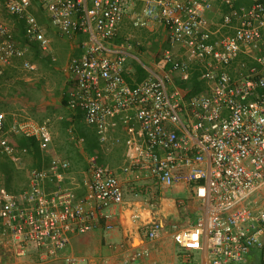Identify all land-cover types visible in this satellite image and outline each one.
<instances>
[{
    "label": "built area",
    "instance_id": "obj_1",
    "mask_svg": "<svg viewBox=\"0 0 264 264\" xmlns=\"http://www.w3.org/2000/svg\"><path fill=\"white\" fill-rule=\"evenodd\" d=\"M36 1L62 35L86 34L83 54L64 69L72 81L67 104L82 111L105 150L124 145L123 172L146 180L133 186L134 196L182 185L200 202L202 215L194 225H172L175 244L186 252L203 251L207 264H243L253 249H264V0H253L237 16L225 13L216 29L208 17L213 0ZM222 1L234 7L235 0ZM138 3L134 26L158 22L168 34L170 48L158 66L186 75L198 64L207 91L189 97L170 83L169 73L151 70L140 82L128 81L124 47L113 41ZM32 6L33 0H0V11L22 21L24 36L48 51L51 39ZM175 46L184 49L185 59L175 57ZM26 54L0 18V76L17 59L32 69ZM115 120L124 135L111 134ZM5 121L0 112V156L18 162L29 153L12 145V134L44 146L53 142L48 122L24 117L7 127ZM70 169L67 158L54 155L46 167L30 169L29 184L19 195L0 186V247L13 259L3 262L0 252V264H23L32 247L51 259L70 243V230L83 234L102 222L113 227L126 200L115 169L91 160L84 198L75 184L64 182ZM142 224L156 240L166 223L152 218ZM148 257L149 248L135 250L118 264H145ZM68 261L77 263L75 257Z\"/></svg>",
    "mask_w": 264,
    "mask_h": 264
},
{
    "label": "crops",
    "instance_id": "obj_2",
    "mask_svg": "<svg viewBox=\"0 0 264 264\" xmlns=\"http://www.w3.org/2000/svg\"><path fill=\"white\" fill-rule=\"evenodd\" d=\"M216 1L218 0H213V4ZM140 10V3L129 10L120 25L118 34L115 37L116 39L113 41L115 44L124 47L123 50L126 53V74L128 79H130V82H132L131 84H135L145 79L140 76V73L137 70L138 64L141 63L142 65V61H153H148L146 59V56L144 55L145 52L141 53L136 49H133V44L131 42L124 44L123 42L117 43L115 40L117 41L118 39L121 41L122 39H131L134 41L133 38L137 35L145 34L157 36L161 35L164 31L168 38L166 28L161 23L151 22L147 27H135L133 24V18L138 12H140ZM216 13L214 7L208 11V17L212 22L213 29H216L219 26V22L216 20ZM225 13L221 14V19ZM7 23L9 24L10 22ZM155 23L160 24L161 27H163V30L157 25H151ZM42 24L46 35L51 39V47L48 51H44L40 48L38 42L33 41L36 46L32 48L33 56H31V58L33 59L34 64L33 69L38 72H36L33 77L25 78L29 81V86L27 88L28 91L22 93V96L19 97L21 99L20 102L14 104L15 108L13 109L6 105L7 100L3 96L5 93L1 90V83L5 76L7 77L9 72L13 69L14 64L5 68V73L0 76V112H3L6 116L5 123L7 127L16 119L24 117L31 118L40 123L48 122L53 132V142L48 146H44L37 140L38 148L36 149L34 147L30 148L24 146L29 149V153L22 156L18 162L12 160L8 156H0V164L5 161V158H8L12 161L13 168L12 172L7 176V174L2 172L0 167V177L3 178V181L7 180L8 182V186H4L11 193L19 195L29 184L28 174L30 169L46 167L52 156L59 155L67 158L71 163V169L64 182L75 184L78 188L77 191L79 196L84 198L88 194V191L84 186V178L89 167V162L97 159V157L99 159L100 157V161L102 162L96 160L97 163L109 165L114 168L119 175L122 186L125 190L126 200L119 207L118 214L112 221L113 227L111 229H108L104 222L99 224L95 229L83 234L77 233L72 229L70 230V243L65 249L60 251L57 256L51 259H42L41 251L32 247L27 256L20 261L23 264H68L69 258L75 257L77 259L76 264H118L126 259L131 252L149 248L150 257L144 260L145 264H188L186 262L187 257H190L191 259L190 264H196V255L200 256L198 264H207L206 254L203 251L186 252L175 244L172 237L173 224H167L164 221L165 218L157 216V211L152 207V203L147 202L148 199L156 196V190L154 188L150 193L137 197L134 196L133 186L136 184H143L146 180L143 179L137 181L132 174L123 172L124 145H116L110 150H105L98 142L96 131L94 133L92 130L83 129L82 121L85 123L87 122L82 111L71 110L68 107V90L72 85V81L64 69L71 60L78 58L83 54L84 42L87 38L86 34L77 33L68 37L62 35L56 28H54L48 19ZM15 25H18V31ZM10 26L13 29L19 45L29 50L30 48L28 47L30 41L24 36V23L16 19V22L12 23ZM228 30V28L222 29L221 32H226ZM129 45L131 46L130 48L128 47ZM173 48L177 59L182 60L186 58L183 48L180 46H175ZM128 49H131V51ZM161 60L162 57H159V60L156 59L154 62H162ZM241 61L242 57L235 60V62ZM13 62L22 61L17 59ZM249 62H252V60H249ZM143 66L150 75V69L145 65ZM164 69L166 70L165 73H169L170 75L174 73V76L176 74V76L178 75L179 77L181 74L179 71H172L170 65H167ZM195 70H200L202 74L200 66L194 63L188 74H186L185 79H180L181 82H179V80H173L171 78L170 83L181 89L182 87L179 83H186L188 88L183 90L187 92L191 89L192 82L190 78ZM202 92L205 91L203 90ZM110 132L114 136L124 135L122 125L117 120L111 125ZM19 137H21V135H10V142L15 148L22 149L24 147L15 145ZM93 150H97V152L92 153ZM120 154L123 159H120ZM90 155L92 156L90 157ZM108 161L112 163V166ZM119 162H122L121 166L117 168L113 166L115 163ZM49 187H53V184H49ZM172 188L177 192L189 189L182 185ZM194 199H190L189 197V201L184 207L185 210L194 213L196 210L201 209V207L196 204V202H200L196 198ZM90 205L94 206L95 202L92 200ZM172 211L175 215L177 214L176 208H173ZM152 218L161 219L166 223L164 224L165 230L163 235L156 240H150L146 236L144 229L146 224H142L144 221ZM179 225L191 226L194 224ZM0 252H3L1 247ZM11 259L10 256H5L3 252V262H11Z\"/></svg>",
    "mask_w": 264,
    "mask_h": 264
},
{
    "label": "rangeland",
    "instance_id": "obj_3",
    "mask_svg": "<svg viewBox=\"0 0 264 264\" xmlns=\"http://www.w3.org/2000/svg\"><path fill=\"white\" fill-rule=\"evenodd\" d=\"M252 0H242V4H246L248 2H251ZM213 7L215 8L216 13V20L217 22H221V14L228 12V13H232L234 16H237L239 9L235 8V7H228L226 5H224L222 3V0H218L213 4ZM31 11L36 15V17L38 18V20L41 23H45L48 19L46 12L38 5L36 0H33V6L31 8ZM0 18L3 21H7L10 22L9 24L11 25L12 23L16 22V18L14 16H12L11 14L7 13L5 10H1L0 11ZM16 24V23H15ZM153 26H159L161 27L160 24H151ZM17 27V31L19 30L18 25H15ZM163 30V27H161ZM142 29V28H141ZM140 30V29H139ZM165 32V31H164ZM162 32L161 35H157V36H153V35H137L136 37H134V41H132L131 39H122L121 41L117 39V41L115 40V42L117 43H121L123 42L124 44H126L127 42H131L133 44V49H136L139 52H145V56L146 59L149 61H153V62H145L144 65L147 66L151 71L159 74V75H164L165 74V69L160 68L157 63L158 62H154L157 60H159V57H162V53L165 49L170 48L169 42H168V38L166 36V33ZM157 38V39H156ZM116 39V38H115ZM156 39V40H154ZM25 48V47H24ZM30 48L29 50L27 49V59H29V61L32 63L33 68H34V64H33V59L31 58V56H33V47H31L29 45ZM174 49V48H172ZM131 51V49H128ZM157 54V55H156ZM141 64V63H140ZM29 69L26 70L21 66V62H14V66L13 69L9 72V74L7 75V77L5 76V78L3 79V82L1 83V90L5 93L3 96L4 98L7 100L6 105L8 107H11V109L15 108L14 104H17L18 102H20V98L22 96V93H24V91H28V86H29V81H27V79L25 78H30L33 77L34 74L38 71H35L34 69ZM149 70V71H150ZM6 70H4L5 73ZM150 71V72H151ZM3 73V74H4ZM181 73V72H180ZM2 74V75H3ZM171 78L173 80H179V82H181L180 79H185L186 75L184 74H180L179 77L178 75L174 76V73L172 75H170ZM208 89V84H206L205 82V86H204V91H206ZM13 106V107H12ZM82 125H83V129L84 130H92L94 133L96 131L95 127L85 123L84 121H82ZM97 150H93L92 153H96ZM92 155H90L91 157ZM96 158V157H95ZM123 159V157L120 154V159ZM95 161L97 160L98 162H102L100 161V157L98 159H94ZM102 160V159H101ZM109 164L112 166V163L110 161H108ZM108 162H104V163H108ZM122 162L119 163H115V165H113L114 167H119L121 166ZM3 178L0 177V186H4L5 182H7V180H2ZM154 189L156 190V196L154 198L148 199V203H152V207H154L155 211H157V216H162L163 218H165V222L167 224H194L198 218L202 215V210H196L194 213L185 210V204L189 201V197L190 199H194L195 197L193 196L192 192L190 193L189 189L187 190H182L180 192H177L176 190H174V188H157L154 187ZM141 196V195H139ZM195 200V199H194ZM196 202V201H195ZM196 204H198L201 207V204L196 202ZM173 208H176L177 210V214L175 215V213H173ZM263 255V259H264V253ZM195 261L196 264H198V262L200 261V256L196 255L195 256ZM248 261L246 263L243 264H247Z\"/></svg>",
    "mask_w": 264,
    "mask_h": 264
},
{
    "label": "trees",
    "instance_id": "obj_4",
    "mask_svg": "<svg viewBox=\"0 0 264 264\" xmlns=\"http://www.w3.org/2000/svg\"><path fill=\"white\" fill-rule=\"evenodd\" d=\"M242 0H235L234 1V7L239 9V11L241 10V8L243 7H248L252 4L253 0L251 2H248L246 4H242L241 3ZM15 17V16H14ZM16 18V17H15ZM17 19V18H16ZM30 46L31 47H35L36 45L33 43V41H30ZM143 64H138V72L140 73V76L142 78H146L147 76H149V72L146 70V68L143 66L144 65V61H142ZM200 75H201V71L200 70H195L193 72V75L191 76L190 80L192 82L191 85V89L188 90L186 93L187 95L190 97L192 95L198 94L200 92H202L204 90V81H202L200 79ZM126 77L128 79V76L126 74ZM128 81L130 82V79H128ZM132 83V82H130ZM180 86L182 87V90L187 89L188 86L186 83H179ZM15 145L19 146V147H34L35 149L38 148V142L35 138L33 137H26V136H21L17 139V143H15ZM0 167L2 169V172H4L5 174H7V176L12 172V161L9 160L8 158H5V161H3L0 164ZM6 186H8V182H5ZM264 253V249H253L250 254L248 255V263L247 264H264V259H263V254Z\"/></svg>",
    "mask_w": 264,
    "mask_h": 264
}]
</instances>
